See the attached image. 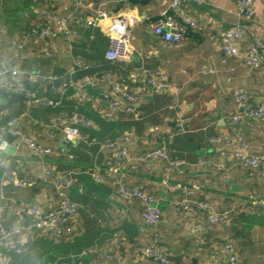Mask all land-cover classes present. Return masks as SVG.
Masks as SVG:
<instances>
[{
	"label": "crops",
	"instance_id": "crops-1",
	"mask_svg": "<svg viewBox=\"0 0 264 264\" xmlns=\"http://www.w3.org/2000/svg\"><path fill=\"white\" fill-rule=\"evenodd\" d=\"M99 0L94 9L86 10L73 0H0V59L21 70L18 79L25 94L7 89L0 77V137L11 121L14 130L52 148H62L59 132L53 122L73 111L92 121L80 125L90 144L72 141L60 156L34 158L26 146L7 152L0 147V161L8 162L0 172V226H10L19 212L31 206L53 210L60 203L56 189L42 179L43 161L52 163L66 174L71 185L69 195L76 205L71 232L25 230L15 236L19 251L5 249L9 264H160L138 253L141 247L159 244L169 264H228L232 256L243 264H264V176L260 170H249L233 161L217 168L220 146L211 142L217 135L234 136L242 132L250 148L264 153V121L244 118L235 123L234 115H243L237 106L235 91L243 89L249 101L260 104L264 97V67H247L239 57L217 49L220 41L211 34L224 32L242 22L237 0H205L201 5L184 0L182 6L202 31L189 29L179 46H170L148 27L172 0H105L110 16L135 8L140 16L132 27L131 45L136 53L131 61H110L108 33L96 21L87 25L81 16L96 18ZM254 24L264 41V0H255ZM44 11L68 18L69 26L78 32L75 38L58 36L43 39L33 28L46 22ZM24 45L23 59L18 58L17 44ZM250 38L238 42L245 51ZM50 50V54L46 51ZM162 70L165 77L178 86V91L156 94L144 100L141 118L120 113L116 119H104L96 107L102 93L111 90L110 80L131 85L128 72L135 68ZM109 74V79H102ZM90 82L89 85L86 83ZM83 94V99L74 97ZM43 100L51 101L46 103ZM102 100V105H106ZM157 128V131L154 129ZM152 131L146 139L147 132ZM130 132L134 138L132 153H145L165 141L172 154L186 162L177 179L196 184L194 198L210 202L218 214H227L226 221L211 222L208 214L199 212L192 219L183 218L169 206L170 194L162 188L164 161H155L148 171L141 166L129 173L130 185H143L155 196L163 210L157 228L142 216L138 200L120 199L114 194L111 179L98 181L93 172L103 167L107 157L105 141L116 140ZM172 135V138L168 136ZM206 160L199 163L200 159ZM17 178H30L32 183L18 185ZM233 186H236L233 188ZM232 251L227 252V246ZM110 254L113 259L106 260ZM120 257V259L118 258Z\"/></svg>",
	"mask_w": 264,
	"mask_h": 264
},
{
	"label": "built area",
	"instance_id": "built-area-1",
	"mask_svg": "<svg viewBox=\"0 0 264 264\" xmlns=\"http://www.w3.org/2000/svg\"><path fill=\"white\" fill-rule=\"evenodd\" d=\"M77 6H81L86 10H93L94 0H73ZM184 0H172V2L165 8L157 20H151L148 27L154 30L162 40L170 46H179L189 29L194 31H202V27L184 11L182 2ZM197 5L205 3V0H187ZM107 1L99 0L96 8V18L91 16H81L83 22L87 25H94L96 21H101L110 14L107 12ZM238 16L242 18L239 22L224 32L213 33L211 38L220 41L217 49L229 56L239 57L244 64L249 68L259 69L264 67V41L261 39L259 31L256 29L254 19L256 15L255 0H237ZM127 11L123 10L115 15L110 16L113 22L125 26V30L120 32L117 28H112V32L118 35L113 37L108 33L110 39V48L107 52V59L110 61H124L129 62L134 57L136 50L131 45V30L139 20L133 17V22L129 24ZM47 21L37 24L33 28V33L43 39L55 38L62 36L64 38H75L78 36L76 30H72L69 26L68 18L63 15H53L44 11ZM91 18V20L89 19ZM250 38L251 43L247 50L240 51L237 46L238 42ZM20 50L17 53L20 60L23 59L24 45L17 44ZM47 54L50 50L47 49ZM21 70L18 68L9 67L4 57L0 59V77L3 78L4 86L7 89L15 92H25L28 102L33 101L32 94L26 92L25 87L19 81L18 77ZM129 79L131 85H119L113 80H110L111 90L102 93V100L106 101V105H102V100L96 102V107L100 115L108 120H114L120 113H124L139 120L141 114L139 107L144 100L156 94L166 93L168 91H178L179 88L170 82L162 72V70L153 71L149 68L141 67L131 69L129 72ZM101 78L109 79V74H103ZM90 82L87 81L86 85ZM236 103L244 111L243 115H234L235 123H240L244 118L248 117L254 120L264 121V97L260 104H254L249 101L247 92L243 89L235 91ZM77 99H83V94L76 93L74 95ZM51 104V101L43 100ZM59 122L54 120L53 127L60 130L59 136L63 144L62 148H52L45 146L33 138L23 134L20 130H14L13 125L15 121H11L8 127H2V131L10 130L15 136L12 144L14 147L26 146L29 154L34 158L42 159L49 156H60L64 152L65 146H68L72 141L88 142V135L83 134L79 128L80 125L86 127L92 126V121L84 115L73 111L69 115H61L58 118ZM157 131V128L154 129ZM154 133L147 132L146 139ZM172 138V135L168 138ZM134 138L130 132L124 133L116 140L109 139L105 141L104 148L107 150V157L101 169L93 172V177L102 181L105 178L111 179L114 185V194L120 199L124 200H138L142 207V216L144 220L153 228H157L163 216L157 198L146 191L143 185H130L129 173H136L141 166L148 171L155 168V161H164L165 174L162 179V188L169 193V206L173 211H178L183 218L192 219L198 215L199 212L208 214L211 222L226 221L227 214H218L215 212L212 204L207 200H198L193 196L199 188L196 184H185L179 179L177 175H182L186 168L184 160L174 156L166 145L165 141L161 145L150 149L145 153H132V142ZM211 142L220 146V159L215 163L217 168H224L228 163L233 161L240 162L249 170H260L264 176V153L257 154L250 148L249 141L245 135L237 131L234 136L217 135L211 139ZM10 145V144H9ZM205 163L206 160L201 158L199 163ZM43 176L44 182L50 183L60 196V203L57 208L53 210H45L39 206H31L26 210L19 212L17 220L10 226H0V264H9L8 255L5 249L19 251L14 238L25 230L33 229L38 231H52L57 234H64L71 232L70 222L74 220L76 213V205L71 201L69 195V186L71 181L66 174L59 172L55 165L43 161ZM8 162L0 161V172L6 168ZM18 185H28L32 183L30 178H17L14 180ZM264 204V200L260 201ZM232 251L230 245L227 246V252ZM138 253L142 256L150 258L160 264H169L166 254L159 250V244L154 242L152 245L141 247ZM120 259V257H118ZM113 256L108 254L106 260L110 261ZM62 264H69L63 262ZM93 264H107L103 261H96ZM204 264V263H198ZM206 264V263H205ZM228 264H243L238 262L236 256H232Z\"/></svg>",
	"mask_w": 264,
	"mask_h": 264
},
{
	"label": "clouds",
	"instance_id": "clouds-1",
	"mask_svg": "<svg viewBox=\"0 0 264 264\" xmlns=\"http://www.w3.org/2000/svg\"><path fill=\"white\" fill-rule=\"evenodd\" d=\"M125 15H127V17H128L129 24H131L133 22V17H135L136 20L140 19V16L138 15L137 10L135 8H130L125 13ZM89 19L91 20V18H89ZM100 25L104 31L111 33V35L113 37L117 36L118 34L116 32H112V28H117V29H119L120 32H123L125 30L124 25L114 23L113 19L110 16L103 19L100 22Z\"/></svg>",
	"mask_w": 264,
	"mask_h": 264
},
{
	"label": "trees",
	"instance_id": "trees-1",
	"mask_svg": "<svg viewBox=\"0 0 264 264\" xmlns=\"http://www.w3.org/2000/svg\"><path fill=\"white\" fill-rule=\"evenodd\" d=\"M133 3H138V2H142V1H144V0H131ZM160 18V16H158V18H156L155 20H157V19H159ZM9 118H5V119H3L1 122H0V124H3V122H7V120H8ZM10 131L9 130H7L4 134H3V139L5 140V141H7L8 143H10V142H12L13 141V137L11 136V132L9 133ZM89 137V136H88ZM92 142V139H91V137H89V139H88V142L87 143H84V142H80L81 144H90Z\"/></svg>",
	"mask_w": 264,
	"mask_h": 264
},
{
	"label": "water",
	"instance_id": "water-1",
	"mask_svg": "<svg viewBox=\"0 0 264 264\" xmlns=\"http://www.w3.org/2000/svg\"><path fill=\"white\" fill-rule=\"evenodd\" d=\"M4 100L0 98V102H3ZM0 147L3 148L7 152H12L14 150V147L10 146L7 141H5L3 138L0 137ZM236 186H233L235 188Z\"/></svg>",
	"mask_w": 264,
	"mask_h": 264
}]
</instances>
